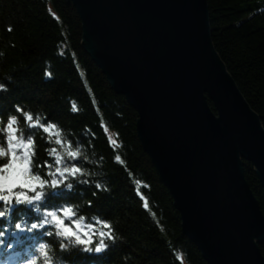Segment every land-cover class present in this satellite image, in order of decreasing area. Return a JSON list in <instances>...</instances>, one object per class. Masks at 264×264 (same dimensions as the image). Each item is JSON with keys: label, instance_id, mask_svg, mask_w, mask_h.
Wrapping results in <instances>:
<instances>
[{"label": "water", "instance_id": "water-1", "mask_svg": "<svg viewBox=\"0 0 264 264\" xmlns=\"http://www.w3.org/2000/svg\"><path fill=\"white\" fill-rule=\"evenodd\" d=\"M67 1L83 49L139 116L183 235L207 264H264V216L243 168L264 189V128L215 53L207 0Z\"/></svg>", "mask_w": 264, "mask_h": 264}, {"label": "trees", "instance_id": "trees-1", "mask_svg": "<svg viewBox=\"0 0 264 264\" xmlns=\"http://www.w3.org/2000/svg\"><path fill=\"white\" fill-rule=\"evenodd\" d=\"M207 5L215 52L264 127V0H207ZM80 25L67 0H0V80L14 78L11 92L0 93V114L17 104L46 112L104 157L112 191L85 186L94 201L89 211L115 221L127 242L74 264H123L127 254L135 257L132 264H207L184 238L172 197L141 148L136 112L112 91L83 49ZM46 70L53 73L51 79ZM72 100L79 113L71 111ZM43 147L41 160L47 159ZM116 156L124 163H116ZM244 168L264 216V190L254 168ZM259 248L264 258V245Z\"/></svg>", "mask_w": 264, "mask_h": 264}, {"label": "clouds", "instance_id": "clouds-1", "mask_svg": "<svg viewBox=\"0 0 264 264\" xmlns=\"http://www.w3.org/2000/svg\"><path fill=\"white\" fill-rule=\"evenodd\" d=\"M45 77L53 73L46 70ZM6 79L0 80V93L11 92L14 78ZM14 108L0 114V264H74L126 243L115 221L89 211L94 201L85 186L112 191L104 157L46 112L26 104ZM71 111H81L75 100ZM122 260L132 264L135 257L127 254Z\"/></svg>", "mask_w": 264, "mask_h": 264}, {"label": "rangeland", "instance_id": "rangeland-1", "mask_svg": "<svg viewBox=\"0 0 264 264\" xmlns=\"http://www.w3.org/2000/svg\"><path fill=\"white\" fill-rule=\"evenodd\" d=\"M73 6V5H72ZM74 8V7H73ZM207 9H208V5H207ZM75 10V9H74ZM76 12V11H75ZM77 14V13H76ZM79 17V16H78ZM79 20H80V18H79ZM208 21H209V32H210V20H209V9H208ZM80 24H81V21H80ZM81 26V25H80ZM81 32H82V26H81ZM82 33H81V38H82ZM210 36H211V32H210ZM83 39V38H82ZM210 39H211V37H210ZM82 43H83V41H82ZM213 45V44H212ZM214 47V46H213ZM215 50V49H214ZM216 53V52H215ZM217 55V54H216ZM219 57V56H218ZM220 59V58H219ZM103 74V73H102ZM104 76V75H103ZM105 77V76H104ZM233 80V79H232ZM233 82H234V80H233ZM234 84H235V82H234ZM110 85V84H109ZM236 86V85H235ZM237 88V87H236ZM238 90H239V88H237ZM240 92V91H239ZM240 94H241V92H240ZM118 95V94H117ZM241 96H242V94H241ZM122 97V96H121ZM242 98H243V96H242ZM244 99V98H243ZM126 101V100H125ZM207 101H208V99H207ZM127 103V102H126ZM248 105V104H247ZM130 106V105H129ZM208 106H209V109H210V111L214 114V116L216 117V112H214V107H213V105H212V103H211V101H208ZM131 107V106H130ZM136 112V111H135ZM136 116L138 117L137 118V120L139 119V116L137 115V112H136ZM258 117V116H257ZM259 119V118H258ZM261 123V122H260ZM136 124H137V121H136ZM136 124H135V127H136ZM137 128V127H136ZM264 128V127H263ZM137 136V135H136ZM137 139H138V137H137ZM146 154V153H145ZM147 155V154H146ZM147 157H148V160L150 161V159H149V156L147 155ZM115 161V160H114ZM116 162V161H115ZM151 162V161H150ZM243 162V161H242ZM117 163V162H116ZM244 163V165H243V168L245 167V164H249V163H246V162H243ZM151 164H152V162H151ZM250 166H252L251 164H249ZM154 168V167H153ZM253 168V167H252ZM244 170H245V168H244ZM254 173H255V175H256V172H255V169H254ZM158 178H159V176H158ZM256 178H257V176H256ZM244 180H245V176H244ZM259 180V179H258ZM159 181H160V178H159ZM246 182H247V180H246ZM161 183V182H160ZM260 183V182H259ZM162 184V183H161ZM247 184H248V182H247ZM164 185V184H163ZM261 185V184H260ZM140 187H142V184H141V186ZM165 187V186H164ZM248 187H249V185H248ZM262 187V186H261ZM166 188V187H165ZM167 189V188H166ZM263 189V188H262ZM249 190H250V188H249ZM264 190V189H263ZM252 192V191H251ZM252 194H253V192H252ZM254 197H255V195H253ZM256 199V198H255ZM173 200V199H172ZM257 201V200H256ZM173 205H174V202H173ZM258 205H259V202H258ZM175 207V206H174ZM259 209H260V207H259ZM182 234H183V232H182ZM184 236V235H183ZM184 238L186 239V240H188L185 236H184ZM190 241V240H189ZM191 242V241H190ZM192 243V242H191ZM193 244V243H192ZM194 245V244H193ZM258 246V248L260 247V246H262V245H264V241L263 242H261L260 244H257ZM195 247V246H194ZM196 248V247H195ZM196 250H197V248H196ZM259 250H260V248H259ZM198 251V250H197ZM200 252V251H199ZM200 254H201V252H200ZM262 256V255H261ZM201 257H202V255H201ZM264 259V258H263ZM204 260V259H203ZM205 262V261H204ZM207 263V262H206Z\"/></svg>", "mask_w": 264, "mask_h": 264}, {"label": "snow or ice", "instance_id": "snow-or-ice-1", "mask_svg": "<svg viewBox=\"0 0 264 264\" xmlns=\"http://www.w3.org/2000/svg\"><path fill=\"white\" fill-rule=\"evenodd\" d=\"M9 31H11V29H9ZM51 79V78H50ZM120 164H123L124 163V161L122 160V159H120V162H119Z\"/></svg>", "mask_w": 264, "mask_h": 264}]
</instances>
